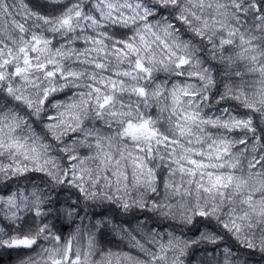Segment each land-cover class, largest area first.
I'll return each mask as SVG.
<instances>
[{"label": "clouds", "instance_id": "9594fccd", "mask_svg": "<svg viewBox=\"0 0 264 264\" xmlns=\"http://www.w3.org/2000/svg\"><path fill=\"white\" fill-rule=\"evenodd\" d=\"M0 264H264V0H0Z\"/></svg>", "mask_w": 264, "mask_h": 264}]
</instances>
